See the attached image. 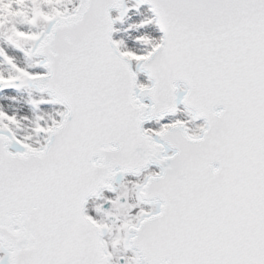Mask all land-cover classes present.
<instances>
[{"label":"snow or ice","instance_id":"6c2138e0","mask_svg":"<svg viewBox=\"0 0 264 264\" xmlns=\"http://www.w3.org/2000/svg\"><path fill=\"white\" fill-rule=\"evenodd\" d=\"M0 264H264V0H0Z\"/></svg>","mask_w":264,"mask_h":264}]
</instances>
